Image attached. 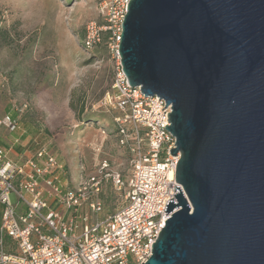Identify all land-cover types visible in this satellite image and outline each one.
Here are the masks:
<instances>
[{"label":"water","instance_id":"95a60500","mask_svg":"<svg viewBox=\"0 0 264 264\" xmlns=\"http://www.w3.org/2000/svg\"><path fill=\"white\" fill-rule=\"evenodd\" d=\"M124 16L122 70L170 105L184 191L141 264H264V0H129Z\"/></svg>","mask_w":264,"mask_h":264},{"label":"built area","instance_id":"2783aa9c","mask_svg":"<svg viewBox=\"0 0 264 264\" xmlns=\"http://www.w3.org/2000/svg\"><path fill=\"white\" fill-rule=\"evenodd\" d=\"M128 2L97 0L99 17L86 24L82 40L86 50L106 42L115 60L102 103L115 111L113 134L126 154V178L106 172L103 160L94 174L85 175L81 166L70 180L66 165L47 144L27 149L24 131L6 114L0 126L18 136L0 145V264H141L177 210L164 211L169 199L177 203L179 189L184 194L175 181L179 153L169 152L176 139L164 127L170 105L131 86L120 64L118 44ZM107 180L124 191L123 201L98 218L103 206L99 193ZM174 185L179 189L174 191Z\"/></svg>","mask_w":264,"mask_h":264},{"label":"rangeland","instance_id":"374dc122","mask_svg":"<svg viewBox=\"0 0 264 264\" xmlns=\"http://www.w3.org/2000/svg\"><path fill=\"white\" fill-rule=\"evenodd\" d=\"M97 0H0V119L15 118L27 148L47 144L75 180L108 162V173L126 178V154L115 142L113 114L103 105L115 60L106 42L82 46L85 26L98 19ZM0 126V145L17 137ZM124 191L110 180L99 193L112 213Z\"/></svg>","mask_w":264,"mask_h":264},{"label":"crops","instance_id":"0c3cea01","mask_svg":"<svg viewBox=\"0 0 264 264\" xmlns=\"http://www.w3.org/2000/svg\"><path fill=\"white\" fill-rule=\"evenodd\" d=\"M21 139L24 140L25 142H27V140H26L25 138H22V137H21ZM10 141H11V140H9V143H10ZM26 146H27V145H26ZM15 148H16L17 150H20V149H21V148L18 147V146H16ZM27 149H29V148H27ZM29 150H30V149H29ZM33 150H34V149H33ZM33 150H31V151H33Z\"/></svg>","mask_w":264,"mask_h":264},{"label":"trees","instance_id":"16d2710c","mask_svg":"<svg viewBox=\"0 0 264 264\" xmlns=\"http://www.w3.org/2000/svg\"><path fill=\"white\" fill-rule=\"evenodd\" d=\"M84 36H85V32H84V35H83V39H84ZM83 39H82V40H83ZM81 43H82V42H81ZM82 46H83V45H82ZM35 148H36V147H35ZM35 148H33V149H35ZM33 149H32V150H33Z\"/></svg>","mask_w":264,"mask_h":264}]
</instances>
